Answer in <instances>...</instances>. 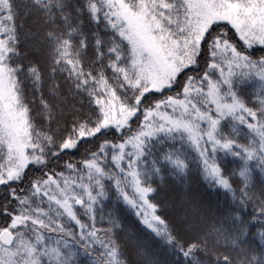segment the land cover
Returning a JSON list of instances; mask_svg holds the SVG:
<instances>
[{
	"label": "snow or ice",
	"instance_id": "6c2138e0",
	"mask_svg": "<svg viewBox=\"0 0 264 264\" xmlns=\"http://www.w3.org/2000/svg\"><path fill=\"white\" fill-rule=\"evenodd\" d=\"M0 264H264V0H0Z\"/></svg>",
	"mask_w": 264,
	"mask_h": 264
}]
</instances>
